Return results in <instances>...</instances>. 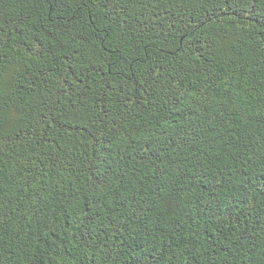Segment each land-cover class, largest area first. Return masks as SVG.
<instances>
[{
  "label": "trees",
  "instance_id": "1",
  "mask_svg": "<svg viewBox=\"0 0 264 264\" xmlns=\"http://www.w3.org/2000/svg\"><path fill=\"white\" fill-rule=\"evenodd\" d=\"M0 264H264V0H0Z\"/></svg>",
  "mask_w": 264,
  "mask_h": 264
}]
</instances>
